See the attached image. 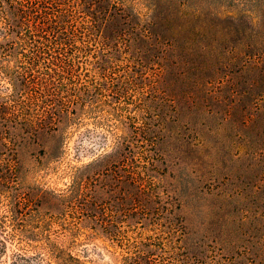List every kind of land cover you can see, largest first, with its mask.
Here are the masks:
<instances>
[{
  "label": "trees",
  "instance_id": "obj_1",
  "mask_svg": "<svg viewBox=\"0 0 264 264\" xmlns=\"http://www.w3.org/2000/svg\"><path fill=\"white\" fill-rule=\"evenodd\" d=\"M73 135L99 152L9 264H89L80 234L113 264H264V0H0V256L41 199L19 150L61 163Z\"/></svg>",
  "mask_w": 264,
  "mask_h": 264
},
{
  "label": "rangeland",
  "instance_id": "obj_2",
  "mask_svg": "<svg viewBox=\"0 0 264 264\" xmlns=\"http://www.w3.org/2000/svg\"><path fill=\"white\" fill-rule=\"evenodd\" d=\"M94 142L96 141L84 142V149H87L88 146ZM79 144H82L81 139L76 135H73L69 141L70 152L68 157L61 163L53 162L48 164V162H46V157L42 154L41 147L36 145H29L19 150V167L21 168L22 173L21 191L22 193L30 194V196L34 199L38 196H40L41 199L34 201V203L30 200L27 202V206L23 209V224L25 229L27 228L26 230L31 232V240L25 239L22 244L12 242V244L9 245L8 254H2L0 256V264H9L8 255L19 251L20 248L26 250L25 252L29 255L41 252L39 240L41 233L40 224L43 221L42 214L50 208L46 204L47 201L50 202L49 198L45 200L44 196L41 197L42 190L54 191L56 193L62 192L66 188V184H68L67 182L69 181L65 172L68 169V165L71 163L72 165L80 166L82 163L88 162L94 154L99 152L95 151L93 154L87 153L81 155L80 153H77L76 150L79 147ZM6 154L7 155L4 156V158L0 157V159L4 160L2 168L0 167V176L4 177L3 181H5V179L9 176L6 169H8L7 166L11 164V157L8 155V152H6ZM77 154L79 155L77 156ZM195 164H198V161H196ZM47 166H49L48 169ZM176 170L177 169L175 168H171V171L174 173L177 172ZM7 186L8 185L3 184L0 186V193L4 194L2 199H0V216L5 215L7 211L6 200L8 198V190L10 189V187ZM58 210L59 207L56 203L51 205V211L53 214H56ZM28 243H30V245H28ZM78 244V247L74 248V252L79 254L81 249L88 250L89 259L85 260L90 261L89 264H113V256L106 251V244L102 238L93 236L86 239L83 234H80L78 236Z\"/></svg>",
  "mask_w": 264,
  "mask_h": 264
}]
</instances>
